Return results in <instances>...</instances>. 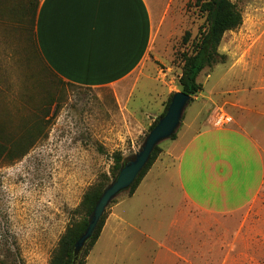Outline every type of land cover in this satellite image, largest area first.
I'll list each match as a JSON object with an SVG mask.
<instances>
[{
    "label": "rangeland",
    "instance_id": "374dc122",
    "mask_svg": "<svg viewBox=\"0 0 264 264\" xmlns=\"http://www.w3.org/2000/svg\"><path fill=\"white\" fill-rule=\"evenodd\" d=\"M230 1L241 13L242 23L221 40L219 52L226 60L198 76L202 90L187 105L175 139L158 145L162 153L150 178L159 176L162 163L174 165L192 136L222 124L246 132L264 155V0ZM157 3L164 7H158L160 20L144 68L116 87L72 86L55 78L29 59L21 31L0 15V264H49L66 230L83 218L84 194L103 176L106 186L114 180L113 152L120 151L124 158L134 155L169 95L179 91L181 55L192 52L205 27V15L195 0ZM186 32L190 40L184 43ZM165 182L169 181L159 186L169 192ZM127 196V191L120 193L106 207L104 225L112 208ZM195 215L208 223L207 216ZM241 221L247 229L235 240ZM224 222L230 243L221 249L222 253L229 250L226 264H253L248 262L250 256L264 261V249L256 244L264 239V184L241 214ZM255 233L259 234L248 248L245 242ZM162 234L158 233L157 241L164 242ZM196 236L204 238L203 233ZM217 236H207L213 241L187 238L184 259L166 257L153 242L143 245L142 261L137 259L141 255L137 242L127 252L102 243L92 255L95 243L85 262L205 264L201 263L203 249L188 246L191 242L214 245ZM218 250L212 249V264H222Z\"/></svg>",
    "mask_w": 264,
    "mask_h": 264
},
{
    "label": "crops",
    "instance_id": "0c3cea01",
    "mask_svg": "<svg viewBox=\"0 0 264 264\" xmlns=\"http://www.w3.org/2000/svg\"><path fill=\"white\" fill-rule=\"evenodd\" d=\"M157 1L38 0L35 42L46 67L62 81L81 87L120 85L143 70L149 57L164 7ZM157 162L158 158L135 192L112 208L92 255L102 243L103 247L127 252L137 242L141 251L137 259L142 261L143 245L153 242L166 257L184 259L182 249L187 238L206 241L216 233L214 245L191 242L188 247L203 249L201 263L205 264L215 261L212 249L219 247L218 261L226 264L229 250L222 253L221 249L229 248L230 243L224 220L241 214L264 184V155L258 143L243 130L222 124L192 136L174 165L162 163L159 176L150 178ZM162 180L169 181V185L165 182L169 192L160 187ZM195 213L207 216L208 223L197 220ZM246 225L240 222L235 240L243 237ZM159 232L164 233V242L156 240ZM196 232L203 233L204 238H198ZM258 234L245 242L248 248L253 247ZM174 244L177 248L172 247ZM256 244L264 249V239L256 240ZM249 258V263L264 264ZM92 264L98 263L94 260Z\"/></svg>",
    "mask_w": 264,
    "mask_h": 264
},
{
    "label": "trees",
    "instance_id": "16d2710c",
    "mask_svg": "<svg viewBox=\"0 0 264 264\" xmlns=\"http://www.w3.org/2000/svg\"><path fill=\"white\" fill-rule=\"evenodd\" d=\"M0 15L7 18L8 21L15 24L17 30H20L26 46L29 59L33 62L36 61L50 72L55 78L59 79L54 73L48 70L42 56L40 55L36 42H35V17L38 8V0H0ZM195 6L199 11L205 15V27L202 28L195 42L193 43V50L190 54L184 53L181 55V75L179 77V91L190 96V102L193 98L201 92L202 86L198 83V76L206 68H211L218 63H224L226 56L219 52V46L224 34L228 31L237 29L242 23L241 13L236 5L230 0H195ZM190 35L185 33L183 37L184 43L189 42ZM62 81L61 79H59ZM63 82V81H62ZM72 86H77L72 83H67ZM173 94H170L166 104L159 114V116L149 126L148 132L155 126L158 119L164 115L170 103ZM54 97V95H51ZM189 102V103H190ZM172 140L175 136L171 137ZM162 150L156 146L150 155V158L140 172L135 182L127 190V197H130L146 175L147 171L151 168L153 163L157 160ZM113 165L111 167V177L115 179L119 170L122 167L124 157L120 151L113 152L112 155ZM107 178L103 176L102 180L88 190L81 203L83 210V218L78 222L73 223L61 237L58 247L52 255L49 264H72V249L74 243L83 234L88 226V218L93 213L95 205L102 195L106 187ZM104 225V219L101 218L96 230L87 243L78 264H86L85 258L89 251L99 238L100 232Z\"/></svg>",
    "mask_w": 264,
    "mask_h": 264
},
{
    "label": "water",
    "instance_id": "95a60500",
    "mask_svg": "<svg viewBox=\"0 0 264 264\" xmlns=\"http://www.w3.org/2000/svg\"><path fill=\"white\" fill-rule=\"evenodd\" d=\"M190 102V96L178 91L172 95L166 112L161 116L155 126L148 132L138 151L125 157L122 167L115 179L103 190L97 201L93 213L88 218V226L77 239L72 249V264L78 261L97 225L99 224L106 207L120 193L127 191L147 164L154 148L161 142L170 139L178 129L184 111Z\"/></svg>",
    "mask_w": 264,
    "mask_h": 264
}]
</instances>
